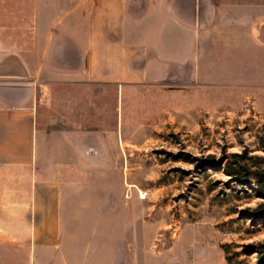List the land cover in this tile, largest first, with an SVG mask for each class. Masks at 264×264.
<instances>
[{"label": "crops", "instance_id": "obj_1", "mask_svg": "<svg viewBox=\"0 0 264 264\" xmlns=\"http://www.w3.org/2000/svg\"><path fill=\"white\" fill-rule=\"evenodd\" d=\"M239 12L0 0V245L26 251L0 264H179L175 245L148 244L126 171L164 124L193 121L196 91L237 81L227 69L253 43Z\"/></svg>", "mask_w": 264, "mask_h": 264}, {"label": "rangeland", "instance_id": "obj_2", "mask_svg": "<svg viewBox=\"0 0 264 264\" xmlns=\"http://www.w3.org/2000/svg\"><path fill=\"white\" fill-rule=\"evenodd\" d=\"M230 1L253 41L227 69L237 81L196 91L193 121L164 124L126 171L149 194L148 244L175 245L179 264H264V0ZM20 247L0 245V259Z\"/></svg>", "mask_w": 264, "mask_h": 264}, {"label": "built area", "instance_id": "obj_3", "mask_svg": "<svg viewBox=\"0 0 264 264\" xmlns=\"http://www.w3.org/2000/svg\"><path fill=\"white\" fill-rule=\"evenodd\" d=\"M135 190H136V193H137V197L140 199V200H148L149 198V194H148V191L147 190H143V189H140L138 188L136 185L134 186Z\"/></svg>", "mask_w": 264, "mask_h": 264}, {"label": "trees", "instance_id": "obj_4", "mask_svg": "<svg viewBox=\"0 0 264 264\" xmlns=\"http://www.w3.org/2000/svg\"><path fill=\"white\" fill-rule=\"evenodd\" d=\"M240 172V175H238V178H240V180H244L246 177L244 174L241 173V171H238V173ZM236 173V174H238Z\"/></svg>", "mask_w": 264, "mask_h": 264}]
</instances>
